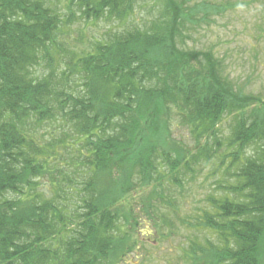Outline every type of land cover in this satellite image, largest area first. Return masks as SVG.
Returning a JSON list of instances; mask_svg holds the SVG:
<instances>
[{"label":"trees","instance_id":"16d2710c","mask_svg":"<svg viewBox=\"0 0 264 264\" xmlns=\"http://www.w3.org/2000/svg\"><path fill=\"white\" fill-rule=\"evenodd\" d=\"M186 1L85 51L61 28L154 4L0 0V264H117L138 213L185 238V264H264V104L248 109L211 52L184 44L195 10L229 3L186 19Z\"/></svg>","mask_w":264,"mask_h":264},{"label":"rangeland","instance_id":"374dc122","mask_svg":"<svg viewBox=\"0 0 264 264\" xmlns=\"http://www.w3.org/2000/svg\"><path fill=\"white\" fill-rule=\"evenodd\" d=\"M139 1H143L144 4L153 3L154 8H150L151 4L144 5L143 8L138 5L129 20L126 17L121 21L100 18L93 22H76L70 27H62L57 34V40L63 42L66 48L76 46L85 51L94 50L93 44L97 40L107 39L108 35L118 32L126 23L130 25L132 21L139 23L141 20L149 19L158 12L156 6L164 4L163 0ZM201 1L204 0H187L184 5L190 7L192 11L183 17L189 19L197 9L193 6ZM205 1L229 4H226L225 8L224 6L220 9L210 8L206 17H201L204 14L203 9L195 10L196 15L190 18L186 27L182 29L184 44L201 51L209 50L213 68L219 72L221 81L229 83L233 91L248 98V109L251 111L259 109L263 106L261 104H264V0ZM186 7H183L184 10H189ZM65 41H69L70 44L67 45ZM242 111L247 112L245 109ZM231 121L229 115H225L219 121L218 127L223 131V138L231 131L229 126ZM185 132V129L174 131L179 136ZM219 151H226V142L220 143ZM251 152L252 148L245 150L247 155ZM212 187L210 181L205 187H194L193 192L186 196L180 211L190 212L193 206L189 200L194 201L195 198L197 201L200 200L206 190ZM126 197L129 198V195ZM134 207L138 212L141 205L135 204ZM168 217L173 219L170 215ZM149 232H152L154 237H146ZM168 233V227L156 229L152 223L147 222L145 215L138 213L133 222L132 238L135 243L129 249L126 247L117 264H185L182 260V250L186 246L185 238L178 231L170 235ZM262 254L259 252L258 256Z\"/></svg>","mask_w":264,"mask_h":264}]
</instances>
